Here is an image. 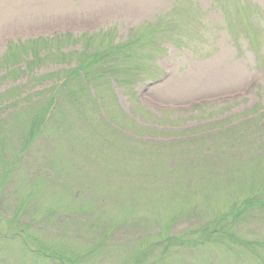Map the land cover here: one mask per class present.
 Segmentation results:
<instances>
[{"label":"rangeland","instance_id":"obj_1","mask_svg":"<svg viewBox=\"0 0 264 264\" xmlns=\"http://www.w3.org/2000/svg\"><path fill=\"white\" fill-rule=\"evenodd\" d=\"M0 264H264V0H0Z\"/></svg>","mask_w":264,"mask_h":264},{"label":"trees","instance_id":"obj_2","mask_svg":"<svg viewBox=\"0 0 264 264\" xmlns=\"http://www.w3.org/2000/svg\"><path fill=\"white\" fill-rule=\"evenodd\" d=\"M101 52H96V54L93 56V59H95V58H99L100 56H101ZM91 64V62H88V64L86 63V66L87 65H90ZM80 70L78 69V72H79ZM78 72H77V75H78ZM83 73H84V71H82ZM84 77V81H88V82H90L91 81V77L89 76V75H87V74H85L84 73V75H83ZM71 81V78L69 77V81H68V78H67V82H65L66 83V85L69 83ZM40 122V124L41 123H43V122H41V119L40 120H35L34 122H33V124L32 125H37L38 123ZM40 128V125H39V127L37 128V130ZM37 130H34L33 129V126H32V140H34V133H38L39 131H42L43 130V128L42 129H40L38 132H37ZM25 246H26V244H24ZM46 253L47 254H49L50 256H53L51 253H48L47 251H46ZM49 258V257H48Z\"/></svg>","mask_w":264,"mask_h":264}]
</instances>
